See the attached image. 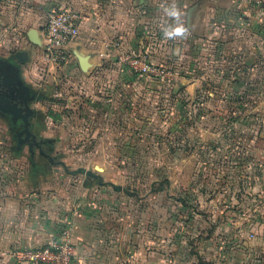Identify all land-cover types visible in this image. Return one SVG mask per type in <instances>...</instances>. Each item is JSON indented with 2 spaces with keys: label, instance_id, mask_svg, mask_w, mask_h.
Here are the masks:
<instances>
[{
  "label": "crops",
  "instance_id": "0c3cea01",
  "mask_svg": "<svg viewBox=\"0 0 264 264\" xmlns=\"http://www.w3.org/2000/svg\"><path fill=\"white\" fill-rule=\"evenodd\" d=\"M173 2L18 0L8 6L0 4V127L16 152L12 156L16 170L0 172V261L28 264L20 260L19 251L46 245L69 227L76 253L73 264H164L161 232L147 237L132 235L129 227H123L121 234V228L110 224L112 218L116 219L112 212L125 205L103 202L99 188L91 189L88 184L84 191L78 187L79 194L74 189L70 193L60 189L70 179L53 169H66V165L55 154L46 153L45 148L57 144V139L47 135L51 131L48 117L54 122L62 117L54 106L69 104L62 98L67 84L79 89L76 93L80 97L75 98L90 100L91 107L83 108L85 117L102 116L108 130L109 122L118 114L116 102L125 98L121 87L130 80L118 67L115 55L122 48L115 45L127 44L131 49L132 43L141 42L139 37L132 38L135 32L130 14L136 13L138 18L167 17L164 7ZM132 3L138 4L133 10ZM175 3L181 17L187 18L186 50L192 59L202 51L206 65L220 66L222 97L239 102L264 99V5L256 0ZM59 7L76 10L82 23L79 36L70 44L71 60L53 68L43 55L44 31L49 13ZM200 25L201 33L197 30ZM182 51L180 46L175 48L176 54ZM51 77L53 82L48 83ZM44 102L53 105L48 114L38 108ZM246 110L243 107L241 113ZM259 143L264 144V140L256 137L249 144L236 145L245 149L244 156L239 157L243 166L239 167L249 177L232 189L219 191L222 201L213 199L201 205L199 211L193 209L191 220L207 229L200 240L210 249L214 246L211 256L192 252L180 263L173 257L174 264H264V146ZM20 148L26 154H19ZM83 172L89 178L98 175ZM72 174H77L76 170ZM96 195L102 201H97ZM119 219L124 222L125 216ZM103 221L107 226L102 225Z\"/></svg>",
  "mask_w": 264,
  "mask_h": 264
},
{
  "label": "rangeland",
  "instance_id": "374dc122",
  "mask_svg": "<svg viewBox=\"0 0 264 264\" xmlns=\"http://www.w3.org/2000/svg\"><path fill=\"white\" fill-rule=\"evenodd\" d=\"M135 5L130 4L131 10ZM136 15L130 14L135 32L132 38L139 37L141 42H127L131 49L126 44L115 55L121 73L129 75L130 80L121 87L125 98L116 102L118 114L109 122L108 130L102 116L85 117L83 108L91 107L90 100L75 98L80 97L76 93L79 89L67 84L62 98L69 104L54 106L62 117L56 122L48 117L51 131L47 135L57 139V144L45 150L66 165V169H53L70 179L60 189L66 193L74 189L79 194L78 187L84 191L88 184L91 189L99 188L103 202L125 205L112 212L116 219L112 218L110 224L121 228V234L123 227H129L132 235L147 237L161 232L164 264H174L173 257L178 263L186 261L192 252L208 258L214 246L210 249L200 240L207 229L191 220L193 209L197 212L213 199L222 201L219 191L232 189L249 177L239 167L245 149L236 145L249 144L256 137L264 140V99L239 102L222 97L220 66L206 65L202 51L193 60L186 50V36L164 37L162 28L173 22L170 18ZM181 21L187 28V18L182 16ZM197 30L201 33V25ZM139 44L141 47L135 49ZM177 46L183 49V55L175 53ZM141 54L148 56L146 71L130 64ZM51 78L48 83L53 82ZM52 106L44 102L38 108L48 114ZM243 107L247 110L241 113ZM15 153L0 127V172L16 170L12 159ZM18 153L26 154L23 148ZM83 170L98 175L89 178ZM121 215L124 222L119 219ZM0 264L10 262L1 260Z\"/></svg>",
  "mask_w": 264,
  "mask_h": 264
},
{
  "label": "built area",
  "instance_id": "2783aa9c",
  "mask_svg": "<svg viewBox=\"0 0 264 264\" xmlns=\"http://www.w3.org/2000/svg\"><path fill=\"white\" fill-rule=\"evenodd\" d=\"M256 1L258 4L264 5V0ZM17 2L18 0H0V4L3 6ZM81 23V15L71 7L54 8L49 13L48 24L44 31L43 55L51 67L59 68L71 60L70 44L79 36ZM115 46L123 49L121 43H117ZM122 58H125L124 55ZM130 64L146 71L148 56L141 54L130 61ZM75 254L71 230L69 227H65L52 242L38 248L20 251L18 257L31 264H73Z\"/></svg>",
  "mask_w": 264,
  "mask_h": 264
},
{
  "label": "clouds",
  "instance_id": "9594fccd",
  "mask_svg": "<svg viewBox=\"0 0 264 264\" xmlns=\"http://www.w3.org/2000/svg\"><path fill=\"white\" fill-rule=\"evenodd\" d=\"M164 12L173 22L162 28L163 35L167 39L183 38L186 36L188 29L181 21V12L177 7L175 0L171 5L164 7Z\"/></svg>",
  "mask_w": 264,
  "mask_h": 264
},
{
  "label": "water",
  "instance_id": "95a60500",
  "mask_svg": "<svg viewBox=\"0 0 264 264\" xmlns=\"http://www.w3.org/2000/svg\"><path fill=\"white\" fill-rule=\"evenodd\" d=\"M2 100H3L4 102H7V103L9 102L7 99H2ZM12 109L15 110V111H18V110H19L17 106H12ZM98 170H102V169H99V168H98Z\"/></svg>",
  "mask_w": 264,
  "mask_h": 264
},
{
  "label": "trees",
  "instance_id": "16d2710c",
  "mask_svg": "<svg viewBox=\"0 0 264 264\" xmlns=\"http://www.w3.org/2000/svg\"><path fill=\"white\" fill-rule=\"evenodd\" d=\"M69 63V62H68ZM66 65V64H65ZM64 66V65H63ZM200 264H210V263H207V262H204V261H202V262H200Z\"/></svg>",
  "mask_w": 264,
  "mask_h": 264
},
{
  "label": "bare ground",
  "instance_id": "6f19581e",
  "mask_svg": "<svg viewBox=\"0 0 264 264\" xmlns=\"http://www.w3.org/2000/svg\"><path fill=\"white\" fill-rule=\"evenodd\" d=\"M99 169H102L101 167H98Z\"/></svg>",
  "mask_w": 264,
  "mask_h": 264
},
{
  "label": "flooded vegetation",
  "instance_id": "af4514ba",
  "mask_svg": "<svg viewBox=\"0 0 264 264\" xmlns=\"http://www.w3.org/2000/svg\"><path fill=\"white\" fill-rule=\"evenodd\" d=\"M24 140H27V139H24Z\"/></svg>",
  "mask_w": 264,
  "mask_h": 264
}]
</instances>
